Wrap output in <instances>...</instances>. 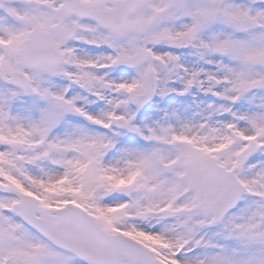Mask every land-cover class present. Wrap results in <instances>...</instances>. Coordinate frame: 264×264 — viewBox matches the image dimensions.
I'll list each match as a JSON object with an SVG mask.
<instances>
[{"label": "snow or ice", "instance_id": "snow-or-ice-1", "mask_svg": "<svg viewBox=\"0 0 264 264\" xmlns=\"http://www.w3.org/2000/svg\"><path fill=\"white\" fill-rule=\"evenodd\" d=\"M0 264H264V0H0Z\"/></svg>", "mask_w": 264, "mask_h": 264}]
</instances>
